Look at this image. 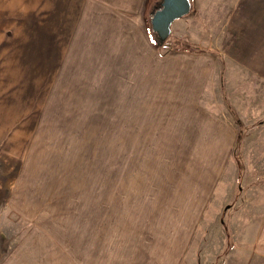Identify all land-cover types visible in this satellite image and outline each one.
<instances>
[{"label":"rangeland","instance_id":"1","mask_svg":"<svg viewBox=\"0 0 264 264\" xmlns=\"http://www.w3.org/2000/svg\"><path fill=\"white\" fill-rule=\"evenodd\" d=\"M132 2L0 0V264H174L180 226V264H264V14L193 0L157 44L159 0ZM109 11L139 12L153 61L113 53ZM175 58L217 64L226 121L166 90Z\"/></svg>","mask_w":264,"mask_h":264},{"label":"crops","instance_id":"2","mask_svg":"<svg viewBox=\"0 0 264 264\" xmlns=\"http://www.w3.org/2000/svg\"><path fill=\"white\" fill-rule=\"evenodd\" d=\"M130 1L134 2L137 0H130ZM190 1H193V0H190ZM197 1H201V0H197ZM209 1L211 3L210 5H208L207 15L212 17L211 12L214 11L215 8L218 7L217 5L218 0H206L207 3ZM228 1H229L228 3L229 9L234 8L236 0H228ZM231 1H233L232 5L230 4ZM249 1H250L249 4H251L250 5L251 8L255 7V12H250V14L254 15L255 18L257 16L258 18V21L255 19L254 24L255 25H257V23L262 24V16L264 12L261 10L263 9L264 0H249ZM133 2L132 4H134ZM243 2H245V0H243ZM226 4L227 3H225V0H224L223 9H226L227 7ZM246 4L244 5V8L246 7ZM132 7L133 5L130 7V10L132 9ZM258 8H259V12H256ZM109 12L110 13L106 15V18H103V21H106V26L104 28V25H103V29H106V30L110 29V31H112V36H110V39H109L110 41L109 43L108 42L107 43L109 45L108 47H110L113 53L118 55L120 59L125 57L126 61L128 62L144 63L148 59L153 61L152 51H150L151 47L149 45L150 41L148 37H147L148 40L144 38L142 20L140 18H136L138 17L139 12L134 11L133 13H130V14L128 13L122 14L116 11H109ZM232 12L235 13V11L233 10ZM240 13H241V9H240ZM245 13L248 14L247 12ZM223 14L225 16L231 15L230 13H226V12L225 13L223 12ZM184 17L185 15L180 18L175 19L174 21L183 19ZM122 32L125 34L126 43H123L122 41L123 37L120 35ZM148 41H149V44H147ZM174 66H175L174 67V76H175L174 83L169 84V85L167 84L166 90L168 92L171 88L174 89V92H176L175 90H177L179 92L177 94L185 97L186 98L185 100H190V98L188 97H194V96L200 97L201 100H199V102H207V103L206 104H202V103L195 104L194 105L195 108L190 109V110L199 111V112L200 111L209 112L210 113L209 119L211 121H223V122L226 121V117L216 114V112L220 113L223 110L225 111L226 109L225 104L223 103L221 104L220 102L219 103L215 102L214 100L210 98L211 95H208L209 98L207 97L208 99L206 98L207 100H205L204 98L206 96L203 95L202 97V93H200V90L202 88L205 89L207 85L210 88L212 87V89L214 88L212 95H215V88L216 86H220V76H221L218 70L217 64L214 63L211 65L210 63V65H208L207 67L198 66V64L194 66L190 63L181 64V61L175 58ZM184 70L186 71L184 72ZM209 102H213V103H209ZM206 119L208 120V118ZM221 126L223 128H225L226 126L227 128L229 127L227 123L226 124L224 123ZM180 227L181 228L179 229L178 234H176L175 236H170L167 239L166 238L162 239L159 237V239H162L163 242L161 244L159 243L160 244L158 246L159 249L156 253H158L159 256L163 257L161 260L164 262H167L168 260H170V261H173L174 264H180L183 255L188 250V247H189L188 239H190L191 236L190 234L186 233V229H184L182 226ZM258 235L259 233L256 234L255 236L256 237L255 250H258L261 253H263L261 249L264 244V238L263 236H261L259 239V237L257 238ZM257 254L259 255V253H256V255ZM155 263L161 264L160 262H152V264H155ZM164 264H167V263H164Z\"/></svg>","mask_w":264,"mask_h":264},{"label":"water","instance_id":"3","mask_svg":"<svg viewBox=\"0 0 264 264\" xmlns=\"http://www.w3.org/2000/svg\"><path fill=\"white\" fill-rule=\"evenodd\" d=\"M191 8L190 0H160L150 15L151 30L159 43L166 40L171 31L172 22L186 15Z\"/></svg>","mask_w":264,"mask_h":264},{"label":"flooded vegetation","instance_id":"4","mask_svg":"<svg viewBox=\"0 0 264 264\" xmlns=\"http://www.w3.org/2000/svg\"><path fill=\"white\" fill-rule=\"evenodd\" d=\"M159 2H160V0H159ZM159 2L157 3L156 7H158V5H159Z\"/></svg>","mask_w":264,"mask_h":264},{"label":"trees","instance_id":"5","mask_svg":"<svg viewBox=\"0 0 264 264\" xmlns=\"http://www.w3.org/2000/svg\"><path fill=\"white\" fill-rule=\"evenodd\" d=\"M159 42H157V44H158Z\"/></svg>","mask_w":264,"mask_h":264}]
</instances>
